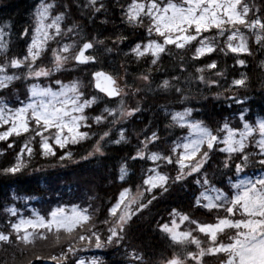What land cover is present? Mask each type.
<instances>
[{"label":"trees","instance_id":"16d2710c","mask_svg":"<svg viewBox=\"0 0 264 264\" xmlns=\"http://www.w3.org/2000/svg\"><path fill=\"white\" fill-rule=\"evenodd\" d=\"M15 1L18 0H6L10 3ZM20 1L25 2L27 11L23 15L15 16L16 18L11 21L9 18H2L5 3L0 0V28H3L6 33L4 39L9 46L8 60L26 55L25 50L33 27V9L40 0ZM46 1L55 5L56 12H66L65 28L77 24L81 26L85 19L80 16L82 10L88 9L87 7L93 8L89 0ZM159 1L167 2V0ZM131 3L132 0H96L94 8H100V11L96 13L105 14L101 28L76 26L78 34L77 32L74 34L80 41L94 40V43L96 40L104 41V44H96L94 47L96 57L94 65L114 72L120 80L123 89L121 97L123 110L127 111L136 107L140 110L130 117H119L121 102L117 106L112 101L100 97L96 105L93 104L85 110V113L90 114V127L85 129L89 133L87 140H82L78 144H69L61 149L53 141L54 129L43 132V135L49 137L53 144L56 152L54 157L45 158L40 155L41 137L36 135L37 127L33 123H30L28 132L20 133V135L12 134L6 140H0L2 152L0 155V232L10 236V242L0 241V264H29L37 257L47 258L50 253L59 254L61 246L67 248L70 237L63 230L60 232L59 246L56 243L55 230L51 233L45 232L47 240L37 239L34 245L25 246L16 241L17 234L11 227L12 222L19 216H31L38 212L47 218L56 205L75 203L81 208H88L93 224L106 239L108 224L105 221L110 222L113 219L109 215V210L117 202L120 193L125 189L134 191L143 187L147 162L139 158L132 159L138 150L143 149L142 142L146 138H151L155 132L159 140L149 143L147 152L158 149L168 151L166 146L172 139L170 133L180 131L163 112V108H190L192 118L206 124L218 135L224 132L225 123L239 128L242 122L240 113H243V117L251 122L256 114L264 117V70L258 63L264 52L253 45L252 41L249 43V53L241 56L245 61L243 66L246 73L245 86L228 89V81L236 77L241 68L239 63L230 55L224 54L220 45H217L213 52L194 59L200 37L183 49L166 45L165 52L160 54L156 64H152L153 57L150 55L145 54L138 58L132 48L147 39L146 33L149 26L146 18L142 25H130L127 22L126 12ZM249 4L251 11L255 9L256 13L264 18V0H250ZM25 30L27 35L24 34ZM14 33L17 38L15 42ZM206 34L208 32L202 33L201 36ZM117 37L124 39L118 40ZM49 54L50 49L38 58L35 63L37 69L50 67L44 65L43 61V58ZM4 60V55L0 53V63H4ZM213 62L216 67L208 68L207 65ZM198 68L203 69V72H197ZM90 70L91 68L87 65L69 67L67 64L61 71L53 70L50 76L40 77L39 80L53 87L57 86V80L63 83L79 80L81 91L85 96H89L94 94L93 91L90 93V87L87 85ZM145 74L151 77L150 81L140 79ZM26 75L27 73L22 72L21 79L12 82L9 88L0 90V98L12 106L17 104L15 100L25 99L28 95L27 83L30 79L24 78ZM201 75L204 77L203 82L199 79ZM164 80H168L171 84L167 90L159 87ZM176 88H180L181 92H177ZM234 91L248 97V100L227 106V97ZM105 108L116 109L118 123H121L116 130H110V125L117 123H112V117L107 113H104V121L100 124L95 123L93 118L101 115ZM105 131L109 132L110 139L106 138L107 142H102L103 154L95 153L88 159H82L93 151L96 142ZM121 132L124 133L125 140L121 142V145L116 146L112 141L119 139ZM26 143L33 148L34 152L31 159L26 152L23 154L29 166L16 175L3 174L2 169L16 163L17 155ZM246 150L253 155L257 153L255 135ZM65 152H71L72 159L61 162L59 157ZM208 153V160L199 173L187 175L179 181L175 180L177 170L171 167L165 169L170 177L167 191L156 188L151 193L145 194L142 201L147 204V207L136 212L119 242L101 249L93 247V252L97 253L101 264H166L174 254L183 255L184 253L181 247L173 244L167 233L161 231V225H171L174 219L180 220V215H188L191 220L201 223L217 221L218 213L215 210L209 212L208 209L196 205V198L201 189L206 187L202 186L203 180L207 176L211 185L231 192L230 180L234 183L237 175L234 164L231 170L224 167L229 154L221 152L218 146ZM122 162H126L130 170L128 177L123 180L120 179ZM36 169L41 171L38 172ZM258 170H260L258 165L250 164L246 173ZM149 200L152 201L151 204H148ZM7 209H14L16 214L13 215ZM173 210L180 215L173 216ZM225 214L223 211L219 213L220 216ZM179 226L183 231H192L205 247L209 245L207 237L196 230L195 224L184 221L180 222ZM20 234L23 235V233ZM221 240L227 242V237L221 235ZM72 242L75 243V241ZM188 250L197 251L195 245H188ZM135 256H142L143 260L138 261ZM224 258L223 253L216 256L206 255L203 258V264H222ZM190 264H196V261L193 260Z\"/></svg>","mask_w":264,"mask_h":264},{"label":"snow or ice","instance_id":"6c2138e0","mask_svg":"<svg viewBox=\"0 0 264 264\" xmlns=\"http://www.w3.org/2000/svg\"><path fill=\"white\" fill-rule=\"evenodd\" d=\"M89 3L94 7L96 0H89ZM54 7V4L46 3L45 0H41L40 5H38L35 13V32L38 36H42L43 40L38 41L37 37L34 36L28 46L27 55L23 59L13 57L10 61L8 60L9 46L4 39L6 33L3 28H0V53L5 57L4 63H0V90L9 88L13 81L22 78L15 74H8L9 67L21 70L26 67L28 71L24 78H40L50 76L53 70L61 71L69 61H75L77 65H87L89 62L95 61L93 55L85 54L87 50L95 47L91 40L83 42L82 46L73 40L70 44H63L61 47L52 50L54 69H37L35 67V63L41 56L42 49L48 40L60 36L70 37L72 33L77 32L75 25L68 27L66 30L62 28L65 13L51 16V10ZM95 10L99 12L100 8ZM250 11L249 4L244 0H182V3L179 4L173 2V0H167L166 3H160L159 0H149L147 3L132 0L126 12L127 22L130 25H142L144 18H148L150 21L149 33L154 29L156 34L163 38V44L150 41L143 50H141V45H136L132 51L138 58L150 52L153 57L152 64H156L160 54L165 52L166 45H175L176 48L183 49L186 45H190L192 41H196L198 37H201L202 33L216 29L221 36L230 32L227 35L228 43L226 45L230 51L247 52L246 40L237 27L238 25L252 30L253 34H256L258 28L262 34L256 35V40L257 42L264 40V18L257 16L249 21ZM48 20H51V22L46 23ZM5 27H9V25H5ZM50 29L54 30V33L50 34L48 31ZM25 35H27V30H25ZM117 39L122 40L124 38L117 37ZM236 39H239L240 43L238 46H233L232 42ZM95 44L102 45L104 41L96 40ZM199 45L195 49L194 59L215 50L207 37L200 38ZM108 51H111V49H108ZM237 62L241 65L245 63L242 59ZM207 67L215 68L216 64L213 62ZM197 72H203V69L198 68ZM92 75L96 81L95 87L100 92L105 93L108 97L121 96L123 89L117 85L113 76L104 71H95ZM140 79L150 81L151 77L145 74ZM199 79L202 82L204 81L202 75ZM56 84L59 85L57 90H53L51 87H40L36 84L31 85L29 88L30 102L14 111L0 102V124L11 125L7 131L0 132V140H6L12 134L20 135L21 132H28L30 120L37 127L36 135L41 137L40 155L45 158L56 156L49 137L43 135L45 131L56 130L54 143L61 149L69 144H78L82 140H87L89 133L80 129L81 127H90L87 123L89 117L85 114V109L95 104L97 98L94 96L91 99H85L79 80L70 81L68 84L57 80ZM245 84V77L233 81V85L237 87L245 86ZM159 87L167 90L171 87V84L168 80H164ZM175 90L181 92L180 88ZM231 99L237 104L243 103L236 97H231ZM139 110L138 107L127 111L123 110V101H121L119 117H130ZM104 113L112 117V123H118L116 109L110 108H105L101 115L95 116L93 118L95 123L100 124L105 120ZM190 115L191 109H185L184 112L174 113L171 116L175 124L189 129V136L185 137L186 142L182 145L184 151L178 153L179 160L176 163L179 164L180 173L175 177V180L179 181L185 175L199 173L209 156L208 152H204L202 157L196 160L201 147L206 144L207 148L212 150L217 143L225 145L220 149L221 152L229 154L224 167L231 170L234 164L237 179L234 183L230 180L231 192H229L212 186L207 176H205L202 186L207 187L196 198V205L208 209L209 212L215 210L218 213L215 223H201L191 220L188 215H180L173 210L172 215H180L181 223L189 221L191 224H195L196 230L207 237L209 245L205 247L202 241L193 235L192 231H178L179 226L174 219L171 226L163 224L160 228L162 232L168 234L174 245L183 249L184 254H174L166 264H190L193 260L196 261V264H203V258L206 255L216 256L220 253L225 256L222 264H264V176L255 179L239 178L241 174L246 175V169L250 164L258 165L260 169L264 170V119L256 121L255 125L245 122L242 130L230 128L225 123L223 128L226 130L227 136L220 140L219 136L213 134L212 130L204 126L202 122L187 120L186 118ZM241 119L244 120L245 118L242 116ZM257 132L260 138L256 141L255 146L259 151L253 155L246 149L254 139V133ZM106 138L110 139L108 131L100 136L93 151L82 157V159H88L95 153L102 155V142L106 143ZM123 140H125V136L121 132L119 139L112 142L120 144ZM158 140L159 137L154 132L151 138H146L142 142L143 149L138 150L136 156H133L132 159H148L154 163L164 160L169 164L173 163L171 156H163L159 152H151V154L146 155L148 144ZM9 147H12V145H9ZM180 147L181 145L177 143L172 148V152L176 153ZM25 152L29 159L33 157V148L26 143L17 155L16 163L2 169L3 174L16 175L22 173L29 166L23 158ZM59 159L61 162L71 160L72 153L65 152ZM186 161H192L193 163H185ZM186 169H190V171H186ZM36 171L39 172L41 169H36ZM149 173L143 181V184L147 186L144 191L151 193L156 188L167 191V183L170 177L160 174L155 168L149 169ZM151 173L155 174L152 175ZM126 175L127 168L122 165L120 179L123 180ZM197 183H200V181H197ZM127 191L126 189L124 193H121L120 201L109 210V215L113 219L110 222L105 221L108 224L106 239L93 224L89 209H80L74 206L70 213L66 212L63 207L53 209L49 213V218L37 213H33L34 219L21 218L18 223L11 225L17 234L16 241L25 246L34 245L37 239L47 240L45 232L51 233L55 229L56 243L59 246L60 232L63 230L70 237L68 246L66 249L61 246L59 254L50 253L47 257L49 260L54 264H101L99 258L84 257L81 253L93 247L101 249L119 242L123 238L122 234L132 217L136 212L147 207V204H144L141 200L134 209L132 206L136 204V198L125 202ZM209 193H214V195ZM138 196H143V193H138ZM153 199H155L154 195ZM151 202L149 200L148 204H151ZM121 204H123V210L118 212L117 210L121 208ZM7 211L13 215L16 214L14 209H7ZM221 211L226 214L220 216ZM20 233H23V235ZM221 235L227 237V242L221 240ZM0 241L10 242V236L0 232ZM72 241H75V243ZM188 245H195L197 251L188 250ZM38 259H43V257H38ZM135 259L142 261L143 257L135 256Z\"/></svg>","mask_w":264,"mask_h":264},{"label":"rangeland","instance_id":"374dc122","mask_svg":"<svg viewBox=\"0 0 264 264\" xmlns=\"http://www.w3.org/2000/svg\"><path fill=\"white\" fill-rule=\"evenodd\" d=\"M137 2H139V3H147V2H149V0H137ZM244 2H245V1H244ZM179 3H182V1L179 2ZM179 3H178V4H179ZM246 3H247V2H246ZM248 19H249V21H250L251 19H253V18H250V13H249ZM50 22H51V20L46 21V23H50ZM237 27L241 30L243 36L245 37L246 45H247V41H248V38H249L250 35H252V36L254 37V40L257 42V40H256V35H260V34H262L258 28L256 29V34H253V31H250V33H249V31H248L249 29L246 28V27H244V26H240V25H238ZM48 31L50 32V34H51V33H54V30H51V29H50V30H48ZM228 34H230V32H229V33H226V34L223 35V36H221V35L218 34V32H216L215 35H213V36H211V37H207V38H208V41H211L213 47H214V45H215V44H213L214 41L217 40L216 42H219L220 39H222L223 43H224L225 45H227V43H228L227 35H228ZM34 36L37 37L38 41H39V40H43V37H42V36H38V35L36 34V32H34L33 37H34ZM32 40H33V38H32ZM32 40H31V42H32ZM150 41H155V42H157V43L163 44V38L160 37L159 35H157L154 29H153V31L150 33V38L146 41V43L144 44L143 48H144L146 45H148ZM64 43H65V44H70V43H71V40H70V41L66 40ZM232 43H233V46H238L239 43H240V40H239V39H236V40L233 41ZM257 43H258L260 46H264V40H262L261 42H257ZM199 46H200V45H199ZM199 46H198V47H199ZM226 48H227V46H226ZM227 49H228V48H227ZM142 50H143V49H142ZM228 51L231 52V53H233V54H235V55H239L240 53H242V52H232V51H230L229 49H228ZM66 84H68V83H66ZM32 85H33V84H32ZM36 85H38V86H40V87H48V86H42V85H40V84H36ZM52 89H53V90H57L58 88H57V89L52 88ZM29 102H30V96H29L28 101H26L23 105H21V106L18 107V108L23 107L24 105L28 104ZM18 108H16V109H18ZM14 110H15V109H13V111H14ZM182 112H184V111H182ZM182 112H180V111H176V110H171V111H170V114H171V116H172V114H174V113H182ZM186 119L189 120V121H191V122H197V121H195V120H192V119L190 118V116L187 117ZM8 125H9V127L11 126L10 124H8ZM177 125H178V124H177ZM2 126H3V124H0V128H1ZM185 128H186L185 132L182 133V134L179 136V139L176 140L174 143L171 144V148L175 147V145H176L177 143H179V144L181 145V147L177 149L176 153L171 152V157H173V159H172V160H173V163H175V165H176L179 169H180L179 164L176 163V161L179 160V155H178V153H183L184 149H183L182 145L186 142V141H185V137H188V136H189V129H188L187 127H185ZM0 132H2V130H0ZM65 134H67V133L65 132ZM226 136H227V133H226V134L222 137V139H220V140H223ZM237 138H238V137H237ZM205 145H206V144H205ZM223 147H225L224 144H223ZM159 153H160L161 155H163V156H170V155H165V153H163V152H159ZM149 154H151V153H149ZM200 158H201V157L196 158V160H199ZM147 160H148V159H147ZM148 161H149V163H150V165H149V169H153V168H155L156 171L159 172L160 174L166 175L164 172H162V171L159 170V168L163 165V160L157 161V162H155V163L152 162L151 160H148ZM185 163H193V162H192V161H186ZM186 171H190V169H186ZM149 174H150V173H149ZM149 174H148V175H149ZM151 174L154 175L155 173H151ZM148 175L146 176V178L148 177ZM261 176H264V171L261 172V173H259V174L254 175V176H244V177H241L240 179H244V178H252V179H255V178H259V177H261ZM125 177H126V176H125ZM146 187H147V186H146ZM203 191H205V189H204ZM142 192H143L142 190H141V191L136 190V191H134V192L127 191V192L125 193V202H127L128 200H131V199H133V198H136V204H137L138 200H139L140 197H141V196H138V193H142ZM123 193H124V192H123ZM209 194H210V195H214V193H209ZM120 199H121V196H120V198H119V201H120ZM116 204H117V203H116ZM116 204H115V205H116ZM115 205H114V206H115ZM132 207L134 208V207H135V204H134ZM121 210H123V204H121V208L118 209L117 211L119 212V211H121ZM18 222H19V221H17V223H18ZM84 257L92 258L91 256H84Z\"/></svg>","mask_w":264,"mask_h":264},{"label":"bare ground","instance_id":"6f19581e","mask_svg":"<svg viewBox=\"0 0 264 264\" xmlns=\"http://www.w3.org/2000/svg\"><path fill=\"white\" fill-rule=\"evenodd\" d=\"M4 1L5 3V8L4 10H2V18H9L11 21L14 20L16 17H18L20 14H24L26 11H27V6L25 4V2L23 1H15L14 3H10V2H6V0H2ZM88 9L84 8L80 14L81 17L85 18L84 21L80 24L81 26H77L79 24H77L76 26L77 27H80V28H83L84 26L86 27H93V28H98L100 29L101 26H102V22H103V19H104V13L103 12H100V13H96V10L95 8L93 7H87ZM62 13H66L65 11L62 12ZM16 16V17H15ZM65 17H66V14H65ZM10 20L8 22H10ZM65 21V20H64ZM13 37H14V42L16 41V35L15 33L13 34ZM95 61H96V57H95ZM95 61L91 64V67L89 65L88 68H91V72H95V71H98L100 70L101 68L98 67V66H95L94 63ZM69 67H75L76 62L75 61H69ZM121 123H117L115 125H110V130H116L119 126H120ZM114 145L116 146H119L121 145L120 144H115L113 143ZM146 155L147 152H146ZM147 162V166L150 165L149 161L147 159H143ZM167 167H170L169 164L165 165L163 168L166 169Z\"/></svg>","mask_w":264,"mask_h":264},{"label":"water","instance_id":"95a60500","mask_svg":"<svg viewBox=\"0 0 264 264\" xmlns=\"http://www.w3.org/2000/svg\"><path fill=\"white\" fill-rule=\"evenodd\" d=\"M95 83H96V81H95Z\"/></svg>","mask_w":264,"mask_h":264}]
</instances>
